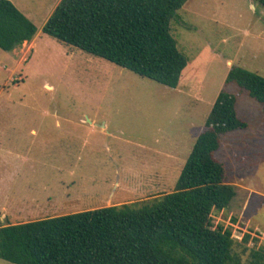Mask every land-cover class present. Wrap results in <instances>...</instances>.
<instances>
[{
  "label": "rangeland",
  "instance_id": "rangeland-1",
  "mask_svg": "<svg viewBox=\"0 0 264 264\" xmlns=\"http://www.w3.org/2000/svg\"><path fill=\"white\" fill-rule=\"evenodd\" d=\"M11 1L37 33L0 47V226L174 191L224 89L248 126L216 152L236 196L213 220L239 241L250 235L244 258L264 244V104L226 81L234 66L264 76V7L188 0L171 23L188 66L170 87L44 33L61 0Z\"/></svg>",
  "mask_w": 264,
  "mask_h": 264
},
{
  "label": "trees",
  "instance_id": "trees-1",
  "mask_svg": "<svg viewBox=\"0 0 264 264\" xmlns=\"http://www.w3.org/2000/svg\"><path fill=\"white\" fill-rule=\"evenodd\" d=\"M188 0H61L43 27L67 45L140 76L177 87L188 57L171 23ZM264 7V0H256ZM37 33L11 0H0V47L12 51ZM235 82L264 104V76L234 66ZM248 126L237 98L222 90L175 190L140 204L125 203L0 226V258L15 264H264V244L238 250L232 229L213 212L230 207L236 189L216 157L222 136Z\"/></svg>",
  "mask_w": 264,
  "mask_h": 264
},
{
  "label": "crops",
  "instance_id": "crops-1",
  "mask_svg": "<svg viewBox=\"0 0 264 264\" xmlns=\"http://www.w3.org/2000/svg\"><path fill=\"white\" fill-rule=\"evenodd\" d=\"M33 40H34V39H33ZM33 40H32V41H33ZM33 132H34V133H37V131H36V130H33ZM37 220H38V219H37ZM32 221H33V220H32ZM27 222H28V221H27ZM20 223H22V222H20ZM11 224H13V223H11Z\"/></svg>",
  "mask_w": 264,
  "mask_h": 264
}]
</instances>
